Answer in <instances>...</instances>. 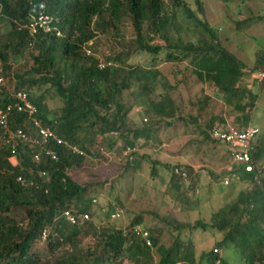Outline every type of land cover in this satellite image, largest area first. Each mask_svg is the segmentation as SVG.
Instances as JSON below:
<instances>
[{
	"label": "trees",
	"instance_id": "1",
	"mask_svg": "<svg viewBox=\"0 0 264 264\" xmlns=\"http://www.w3.org/2000/svg\"><path fill=\"white\" fill-rule=\"evenodd\" d=\"M169 1L172 13L166 11L164 0H0V25L8 29L1 33L0 27L2 75L5 79L11 76L19 58L30 61L23 72L13 73L16 82L12 89H26L43 123L89 155L106 156L103 146L116 148L118 139L135 148L138 140L152 139L154 127L135 126L128 121L133 106H127L122 95L135 83L136 101L160 121H166V126L179 121L199 125L197 116L189 115L186 120L177 114L178 107L170 94L157 100L151 98L161 71L155 66L127 65L128 59L141 51L151 55L165 52L167 58L180 61L191 57L199 80L211 82L229 102H236L233 107L244 116L246 126H232L244 129L248 126V110H253L258 97L257 92L252 94L241 86L246 65L223 45L218 31L199 16L205 13L201 0H197L198 10L184 0ZM177 10L191 26L177 21ZM41 13L53 18L52 29L31 32L33 17ZM122 25H130L132 44L112 57V65L101 69L100 57L87 56L86 48L98 35L117 33ZM171 29L178 34L176 37L170 34ZM182 32L192 33L193 38L185 41ZM159 38L162 42L155 43ZM263 61L264 52H259L254 69L260 68ZM252 83L260 85L264 81ZM44 86L54 90L60 100L62 106L57 111L44 103V92L35 95L34 89ZM0 91L1 109L13 98L10 88L2 86ZM208 101L205 98L200 102L202 109ZM28 119L26 114L13 112L10 125L14 129L24 127L30 124ZM209 126L202 132L207 140L217 143L210 136L214 125ZM111 131H118L119 138L110 137ZM99 136L105 138L100 140ZM52 146L59 153L58 161L45 158L38 165L32 160L34 150L19 146L16 166L9 160L10 150L0 148V264H122L126 259L133 264H231L219 254L228 249L238 255V264H264V151L254 149L256 171L241 176L252 186L240 191L228 210L214 213L210 222L199 219L194 224L162 218L165 226L178 231L170 246L161 243L162 230L143 226L150 232L152 245L148 246L145 239L132 232L135 224L143 225L141 215L127 228L101 227L92 219L71 224L64 217L66 210H72L75 214L89 213L92 218L94 185L79 183L71 175L83 165L85 157L72 154L64 146ZM118 151L122 149L118 147ZM136 155L134 151L126 157V168L140 163ZM176 166L188 170L187 179L173 172ZM171 170L170 186L177 189H181L179 183L196 177L189 165H175ZM42 172L46 175L42 176ZM19 176L28 184H21ZM113 203L122 207L114 200L110 207ZM198 229H216L221 239L197 259L195 243L183 239L182 233ZM155 248L159 254L156 263L151 252Z\"/></svg>",
	"mask_w": 264,
	"mask_h": 264
},
{
	"label": "rangeland",
	"instance_id": "2",
	"mask_svg": "<svg viewBox=\"0 0 264 264\" xmlns=\"http://www.w3.org/2000/svg\"><path fill=\"white\" fill-rule=\"evenodd\" d=\"M184 1L193 10H198L197 0ZM164 2L166 11L172 13L171 2L169 0H164ZM201 2L205 13L204 15L199 14V16L218 31L223 45L231 53L243 61L247 68H253L258 53L264 52V0H201ZM176 19L184 26H191V24L183 21L181 10H177ZM2 26L4 25H0L1 33L7 32L8 29ZM170 34L174 37L178 35L172 29ZM182 37L185 41L193 38L192 33L183 32ZM132 39L130 25H122L117 33L98 35L90 42L86 50H89L91 55L99 56L105 62L108 60L107 63L110 64L115 54L129 48ZM157 42H162V40L160 38L156 39L155 43ZM191 60V57L182 61L173 60L167 58L165 52L151 55L141 51L133 54L128 59L127 65H140L145 68L157 67L161 71V76L156 81V87L151 94V98L157 100L161 95L170 94L178 107L177 114L180 117H187V120L190 113L193 116H201L198 113L200 109H196L197 107L193 109V106L194 104L196 106L200 105L201 96L205 95L203 93L204 89L210 93L214 90L211 82L199 80L198 75L194 72ZM30 64V61L24 62L19 58L14 62L13 67L15 69L13 73L23 72L25 67ZM1 68L3 67L0 62ZM13 73L5 80V87L10 88V91L13 90L12 88H14L16 82L12 78H16ZM241 86L250 90L252 94L257 92L259 95L254 100L256 104L253 110H248L250 114L249 122L251 125L259 127L261 130L260 135L264 137V90H260L261 84L252 83L247 79ZM47 88L48 86H44L40 90L35 88V95L44 92L46 95L44 103L48 105L51 111H57L62 104L58 97L54 96V90ZM136 95V83L133 84L131 89L124 91L122 95V101L127 106H133V114L128 120L129 124L135 126L148 124L154 127L152 130V144L141 139L135 145L137 153L135 158L140 163L131 168H126V157L123 156L122 151H118L119 146L112 147L111 150L103 146V150L109 153L108 156L106 155L107 157L88 154L83 165L77 171L71 172V175L79 183H92L94 185L91 196L98 199V202L92 207L91 222L105 228L110 226L127 228L137 216L141 215L143 226L152 230H162L161 243L170 246L178 231L174 230L173 227L165 226L162 218L192 224L199 219L210 222L214 213L220 210H228L229 204L236 201L240 191L250 188L252 183L245 180L225 185L227 172L222 171L221 168L224 165H230L232 162L231 157L226 153L224 144L218 142L216 144L211 140H207L198 127H190L191 124H194L191 122L187 124L186 121H179L173 126H166V121H160L159 117L152 114V112L149 113L145 106H141L136 101ZM222 96L224 97L223 94ZM248 101L250 100L245 99V102ZM221 102H216V110L222 108L220 107ZM234 103L236 102L234 101ZM230 108L231 106L228 105V108L223 109V113L225 112L229 121L232 120V114L239 113L241 115L238 110ZM201 120L206 125L209 120L208 115L203 116L202 114ZM99 138L102 140L105 136H99ZM195 139L201 141L193 142ZM185 142L188 144L183 148ZM263 143L264 140L261 141L259 146L262 147ZM0 148H3L1 144ZM157 148L166 153L175 150L180 155H194L193 160L202 166L201 170H205L208 177H195L193 180L179 183L181 189L170 186L172 170L169 166H159L156 170L157 173H153V170L149 169V157L147 155L149 156V151H154ZM215 150L221 156V161H218L215 157ZM240 175L242 176V173ZM113 200L121 203L123 211L121 217L116 220H111L109 215L110 203ZM182 238L192 240L195 243V253L198 259L203 252L214 248L216 242L221 239V235L217 233L216 229L208 231L202 229L184 230ZM89 239L91 238L89 237ZM42 246L40 245L39 248ZM151 252L153 262H158L159 254L156 248ZM219 254L227 257L231 264H238L239 262L238 255L231 249L220 250ZM122 264H133V262L126 259ZM203 264L207 263L203 262Z\"/></svg>",
	"mask_w": 264,
	"mask_h": 264
},
{
	"label": "built area",
	"instance_id": "3",
	"mask_svg": "<svg viewBox=\"0 0 264 264\" xmlns=\"http://www.w3.org/2000/svg\"><path fill=\"white\" fill-rule=\"evenodd\" d=\"M44 8V5H42ZM53 18L46 13H41L38 17H33V21L29 25L31 32H36L37 29L42 28L44 31H50L52 29L51 23ZM87 55H91L89 50H86ZM109 65L107 62L100 59L99 67L101 69ZM252 81L263 82L264 81V61L260 68L247 71ZM5 85V77L2 75L0 69V87ZM13 101L5 108L0 109V144L3 148L10 150V162L16 166L19 164L18 154L19 146L29 147L33 149L32 160L36 164H41L46 158L50 161H58L59 153L52 146V143L64 146L72 154L87 157V152L79 145H76L66 138L60 136L50 126L45 125L43 121L38 117L39 109L37 105L31 100L30 94L26 89L12 90ZM13 112L23 113L28 116L29 125L24 127L12 128L10 125V116ZM261 130L257 126L248 125L244 129H239L232 125L216 124L210 129V136L218 143L224 144L230 153L232 165L239 169L236 170L243 175L254 174L256 171V165L254 163L253 151L254 143L259 136ZM109 136L112 138H119L118 131H111ZM117 146L122 149V154L125 157H129L130 154L136 151L135 147L126 146L118 139ZM105 155H109L105 151ZM173 172L183 179L188 178V170L184 167L176 166L173 168ZM42 176L46 175L45 172L41 173ZM240 175V174H239ZM238 176V175H237ZM241 176V175H240ZM232 177L228 176L224 183L228 185ZM18 181L23 185H27V180L19 176ZM98 199L94 198L93 203H97ZM123 211L116 203H113L110 212V219L116 220L121 217ZM64 217L71 224L83 223L91 220L89 213L75 214L72 210H66ZM132 232L146 240L148 246L152 245L150 240V232L141 224H135L132 227ZM47 237V230L43 231L42 239Z\"/></svg>",
	"mask_w": 264,
	"mask_h": 264
},
{
	"label": "crops",
	"instance_id": "4",
	"mask_svg": "<svg viewBox=\"0 0 264 264\" xmlns=\"http://www.w3.org/2000/svg\"><path fill=\"white\" fill-rule=\"evenodd\" d=\"M244 70L246 71V73H245V76H244L243 84L245 83L246 79L248 81L253 82L251 80L249 74L247 73V71L254 70V67L253 68H247L246 67ZM259 88H260V90H264V83L261 84V86ZM213 89L215 91L213 90L212 93H210L209 91H207V90L204 89V92L203 93L205 95L203 97L201 96L202 99H200L199 102H201L205 98H208L209 101H208V103L206 105L204 104L203 109L201 108L200 105L199 106L198 105L196 106V104H194L193 109H194V107H197L196 109L199 108L200 110L198 111V113H200L201 116H199V117L197 116L198 117L199 125H197V124L194 123L193 125L191 124L190 127H196V128L198 127V129H200L202 131L203 129H205V127H207V124L209 126L212 123V121H214V123H212V125H210V126H213V125H216V124H222V125H225V126H228V125H237V126H239L241 128L244 127V126H246L245 125V121H244V116H241L239 113L232 114V116H231L232 120H230V121L226 118V114H225V112L223 113V109L228 108V105H230L231 106L230 109H232V108H234L233 107L234 104L232 102H229V100L226 97H223L222 94H220V92L216 88L213 87ZM258 97H259V95H258ZM195 100H196V98L194 99V101ZM217 101L218 102L223 101V102H221L222 104L220 106L222 108H218L216 110L215 109V106H216L215 104H216ZM202 114H203V116L208 115L209 120L207 121V124L206 125L203 124V122L201 120ZM189 115H193V114L190 113ZM248 125H251L249 121H248ZM263 140H264V137H261V135L258 137V139L255 140V143H254V149L255 150H257V151H259V150L260 151H263L264 150V143H263V146L262 147L259 146V144ZM145 141H146V143H149V144H152L153 143V140L152 139L145 140ZM198 141L200 142L201 140H197V139L193 140V142H198ZM187 144L188 143L185 142L182 147L183 148L186 147ZM223 146L226 149V153L230 157L228 148L225 145H223ZM193 156L194 155H192V154L191 155L190 154H188V155L181 154L180 155L175 150L166 153V152H162L159 148H157V149H154V151H152V150L149 151V169L150 170H158L157 168L159 166H162V167L169 166V168H172L175 165H189V166H191L194 169V174L196 175V178L197 177L198 178L199 177H206L207 178L208 177V174H206V171L205 170H201L202 169V166L200 164L195 163V160H193ZM215 157L218 159V161L219 160L220 161L222 160L221 156L217 153V150H215ZM155 161H158V163L155 164L154 163ZM221 169H222V171H226L227 172V176L226 177H228V176H231L232 177V179H231V181H230L229 184L243 181L242 178H241V176L239 175L240 172L236 171V170H239V169L235 168L232 165V163H230V165L229 164L224 165ZM156 173H157V171H156Z\"/></svg>",
	"mask_w": 264,
	"mask_h": 264
},
{
	"label": "clouds",
	"instance_id": "5",
	"mask_svg": "<svg viewBox=\"0 0 264 264\" xmlns=\"http://www.w3.org/2000/svg\"><path fill=\"white\" fill-rule=\"evenodd\" d=\"M6 80V79H5ZM6 82V81H5ZM5 86V85H4ZM1 88V87H0Z\"/></svg>",
	"mask_w": 264,
	"mask_h": 264
}]
</instances>
